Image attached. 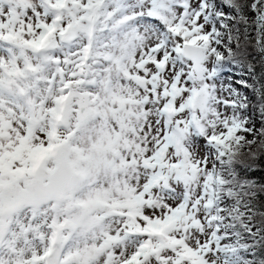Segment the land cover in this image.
I'll return each instance as SVG.
<instances>
[{"label": "snow or ice", "instance_id": "6c2138e0", "mask_svg": "<svg viewBox=\"0 0 264 264\" xmlns=\"http://www.w3.org/2000/svg\"><path fill=\"white\" fill-rule=\"evenodd\" d=\"M0 264H264V0H0Z\"/></svg>", "mask_w": 264, "mask_h": 264}]
</instances>
